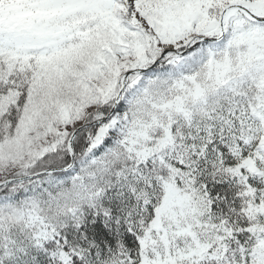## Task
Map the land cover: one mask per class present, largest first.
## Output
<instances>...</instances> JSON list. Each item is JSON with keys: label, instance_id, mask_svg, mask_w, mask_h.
<instances>
[{"label": "snow or ice", "instance_id": "snow-or-ice-1", "mask_svg": "<svg viewBox=\"0 0 264 264\" xmlns=\"http://www.w3.org/2000/svg\"><path fill=\"white\" fill-rule=\"evenodd\" d=\"M0 264H264V0H0Z\"/></svg>", "mask_w": 264, "mask_h": 264}]
</instances>
